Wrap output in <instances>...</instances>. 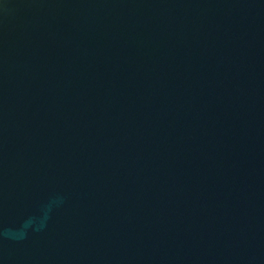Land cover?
I'll use <instances>...</instances> for the list:
<instances>
[{
    "label": "water",
    "instance_id": "1",
    "mask_svg": "<svg viewBox=\"0 0 264 264\" xmlns=\"http://www.w3.org/2000/svg\"><path fill=\"white\" fill-rule=\"evenodd\" d=\"M0 264H264V0H0Z\"/></svg>",
    "mask_w": 264,
    "mask_h": 264
}]
</instances>
